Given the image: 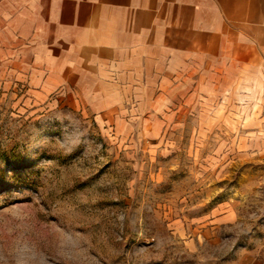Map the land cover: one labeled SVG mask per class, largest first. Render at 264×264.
Here are the masks:
<instances>
[{"label":"rangeland","instance_id":"1","mask_svg":"<svg viewBox=\"0 0 264 264\" xmlns=\"http://www.w3.org/2000/svg\"><path fill=\"white\" fill-rule=\"evenodd\" d=\"M24 94L0 82V264H264L256 100L104 119Z\"/></svg>","mask_w":264,"mask_h":264},{"label":"crops","instance_id":"2","mask_svg":"<svg viewBox=\"0 0 264 264\" xmlns=\"http://www.w3.org/2000/svg\"><path fill=\"white\" fill-rule=\"evenodd\" d=\"M0 82L104 119L197 99L264 114V0H0Z\"/></svg>","mask_w":264,"mask_h":264},{"label":"built area","instance_id":"3","mask_svg":"<svg viewBox=\"0 0 264 264\" xmlns=\"http://www.w3.org/2000/svg\"><path fill=\"white\" fill-rule=\"evenodd\" d=\"M262 201L264 203V190H263V193H262Z\"/></svg>","mask_w":264,"mask_h":264}]
</instances>
